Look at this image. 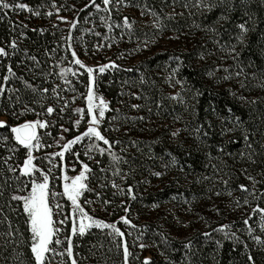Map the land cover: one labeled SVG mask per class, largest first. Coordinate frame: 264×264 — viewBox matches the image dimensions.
<instances>
[{"label":"trees","instance_id":"obj_1","mask_svg":"<svg viewBox=\"0 0 264 264\" xmlns=\"http://www.w3.org/2000/svg\"><path fill=\"white\" fill-rule=\"evenodd\" d=\"M7 2L15 3L17 0ZM19 2L28 4L40 14L32 15L27 10L0 11V15L8 13L4 20H0V47H5L12 53L7 45L13 38L18 45L17 50L9 57H0V82H4L2 77L10 65L14 75L4 82L6 89L19 90L11 93L6 90L0 94V118H5L10 125L18 122L15 117L6 113V109L8 112L19 111L18 107L9 108L17 96L22 104L28 103L36 112L41 111V104L44 107L51 104L55 107V112L47 119L49 124L55 121V126L47 131L51 132V136H57L60 125L63 124L65 128H69L65 133L66 139H71L86 127V121H82L78 127H73L70 121L79 118V114L72 111L73 108L81 107L86 111L81 93L86 95L84 85L87 73L78 65L70 63L71 51L67 50V44L61 40V37L69 35V28L64 22L57 21V13L51 7L52 0ZM87 2L88 0H55L57 7L64 6L60 8L58 15L78 20L77 26L71 31L72 48L77 52L78 58L96 64H108L112 61L117 65L115 68L109 66L105 73L99 74L97 90L108 103L100 130L105 137L118 141L112 146V151L121 159L119 162L113 161L107 152H96L93 159L89 160L84 153V146L89 143L88 138L73 146V150L80 154V160L88 163L91 169L87 174L88 187L80 200L82 206L94 218L103 219L106 223H117V227L125 233V243L132 254L129 257L130 264H142L144 257H150L151 264H249V254L252 255L254 264H264V244L251 238L259 236L264 240V231L260 228L261 214L254 213L247 226L243 223L253 207L257 204L264 207V197L253 199L249 196V204L245 205L243 199L246 194L237 187L245 184L252 188V182L241 171L246 168L248 174L259 181L255 185V195L260 196V190L264 189V148H261L264 144V87L260 86L264 84V57L260 55V50L264 49V40L260 39V34L264 31V0H245L243 5L239 0H234L235 11L227 13L230 20L221 21L217 25L218 29H222L220 41L227 43L229 37L238 32L234 25L252 17L248 23L250 32L246 37L247 46L238 45L236 48L241 53L240 60L245 73L249 75L247 79L244 76H234L230 80L222 79L227 74L224 68L235 73L238 71L236 63L228 58V53L212 43L209 39L213 36L212 33L193 27L194 21L198 24L211 23L223 8L218 7L211 13L201 15L191 6L194 0H188V9L183 8L186 0H176L175 4L172 0H129L130 6L121 5L119 12L115 8L111 9L109 21L106 13L97 12L91 6L81 11ZM96 2L101 3V0ZM137 5H146L161 17L173 11L176 15L171 19H164L163 23L167 27L159 31L152 23L155 17L147 13L141 16L142 9ZM49 11L52 12L51 16L46 15ZM100 16H105V21H101ZM124 16L133 22L131 29L122 26ZM106 22L112 23L111 31L105 27ZM117 23L121 26L116 27ZM53 24L58 27L54 28ZM21 32L24 33L23 36L20 35ZM145 41L147 47H143ZM202 52L205 54L204 59L199 58ZM33 56L36 57L35 61L29 58ZM176 56L182 59L176 61ZM177 65L179 67L175 77L170 81V73ZM217 65L220 66L219 69ZM60 67L74 68L76 74L69 71L61 79ZM209 72L213 74L210 76ZM252 73L255 75L252 76ZM176 79L184 81L183 88L175 83ZM64 80L68 83L65 84ZM24 81L37 89L46 88L48 91L45 94L33 92L25 86ZM241 81L245 83V87H241ZM170 83L175 86H170ZM53 88H57L61 97L69 99V105L63 113L60 112L63 99L57 103ZM177 90H180L181 97L189 107L169 98ZM197 91L200 94L194 96ZM253 99L256 102L250 103ZM33 100L39 103L33 104ZM132 105L139 107L133 108ZM236 116L243 122L240 130L221 137L220 117ZM36 118V114L30 112L21 119ZM39 118L45 119L44 116ZM197 125H201L199 141L195 139L193 132ZM176 128H186L187 131H181L178 138L173 139L170 132ZM243 130L248 132L255 149V163L248 162L249 150L245 147L241 134ZM45 131L40 133L42 141L52 144L51 137L43 135ZM205 132L208 133L207 137L203 135ZM5 135L10 137L11 134L0 129V136ZM232 140L236 142L233 143ZM7 143L15 142L9 139ZM98 143L107 148L102 141ZM221 143L223 152L218 153L216 147ZM56 149L53 145L37 150L34 155L40 157ZM241 151L245 152L243 159L239 158ZM24 152L20 148L16 157L8 160V164L15 166L22 163ZM8 155L6 149L0 147V157L7 158ZM65 155L71 164L72 156L70 153ZM173 156L177 161L175 164L171 162ZM52 162L56 166L52 168L50 184L54 190L62 193L59 157H53ZM34 163L45 172L51 167L47 160H34ZM213 164L220 171L213 168ZM156 171H160L162 175H152ZM17 174L8 172L4 159H0V264H17L13 248L17 252L23 250V258L31 264V253L25 245L5 244L6 239L19 241L29 237L22 203L10 200L11 194L16 191L17 181L13 177ZM122 175L125 177L123 180ZM223 180L228 181L227 186ZM113 182L123 191L113 188ZM129 185L133 188L135 199L127 195ZM229 191L231 196L228 195ZM97 192L100 193L99 197ZM104 200L110 203L105 205ZM86 201L91 203H85ZM237 201L240 202L239 207ZM60 202L67 204L70 211V202L65 197H60ZM153 204L157 207H152ZM125 207L129 208V212H124ZM216 209H219V213ZM120 216H126L135 227L119 221ZM9 222L12 229L19 227L22 235L6 238L4 233L8 231ZM222 224L229 225L225 231L229 235L235 234L232 239L225 238L224 231H213ZM71 226L70 217L69 223L64 226L65 234L70 232ZM247 227L253 230L251 236L246 231ZM109 232L110 229L91 228L83 236H73L76 245L74 253L79 254L74 258L78 264H123V249H117ZM204 232H209V237L203 236ZM141 233L143 236H140ZM160 233L164 234L167 242ZM138 236L139 240L136 239ZM189 241L191 248L185 249L183 245ZM216 241H220V244L217 245ZM141 242L147 247L139 248L138 244ZM185 253L188 259H185Z\"/></svg>","mask_w":264,"mask_h":264},{"label":"snow or ice","instance_id":"obj_2","mask_svg":"<svg viewBox=\"0 0 264 264\" xmlns=\"http://www.w3.org/2000/svg\"><path fill=\"white\" fill-rule=\"evenodd\" d=\"M101 3L103 5V8H101ZM101 3H97L96 0H88L86 4H84V9L89 8V6L96 9L97 12L103 11L107 14L109 21L111 20V9L115 8L117 12H119V7L121 5L128 7L130 6L129 0H101ZM172 3L175 4L176 0H172ZM239 3L241 5L245 4V0H239ZM141 7V16H143L145 13L149 14L152 17H155V19L152 21L153 26L159 30L162 31L167 25L163 23L164 19H171L176 15V13L170 12L165 14V16L161 17L159 14H157L155 11H153L150 8H147L146 5H137ZM192 7H195L201 15L204 13H211L214 9L221 7L223 8V11L216 17L214 21L211 23H196L193 22V27L200 29L201 31H204L206 33H212L215 39H213V36H210L209 39L212 40V43L216 45L221 51H225L228 53V58H231L234 63H236L238 71L235 73H232L229 71L227 67L224 68L225 73H227L225 76L222 77L224 80H230L235 77H241L244 76L245 79H247L248 73H245V67L243 66V62L240 60L241 53L239 51H236V48L238 45L246 47L248 44V41L246 40V37L248 33L250 32V29L248 27L249 20L252 19L251 16H249V20H245L241 23H236L234 26L236 29H238V32L235 33L234 36L229 37V42L222 43L219 39L221 35V30L218 29L217 25L221 23V21L227 22L230 20V16L227 13H230L232 11H235L236 5L234 3V0H194V3L191 4ZM51 7L55 9L57 16V21L64 22L68 28H69V35L67 37H61V40H64L67 44V50L71 51V61L73 65H78L80 69H83L87 73V82L84 85L86 89V95L81 93V98L86 104V111L84 108L76 107L73 108L72 111L74 113L79 114V118L70 121L73 127H78L81 125L82 121H86L87 127L83 132H80L78 135L73 136L71 139L65 138L63 133H66L69 131V128H65L63 124L60 125V132L57 133V136H51V132L47 131L50 127L55 126V121H52L51 124L48 122V117H51L52 114L55 112V107L53 105H48L47 107H44L43 104H41V111L36 112L35 108L31 107L28 103L21 102V99L19 96L16 97V100L9 105V108L15 109L19 108V111H10L6 109V113L8 115H11L16 118L18 121L15 124H9L7 120L0 119V129H4L10 132V137L0 136V147H4L6 151L8 152L7 158L0 157V159H4V163L7 165V170L10 173H18L16 176L13 177L14 180L17 181L16 184V191L13 192L10 196V200L12 201H18L22 203V213L25 218V225L26 230L29 233V237L27 240H14V239H6L5 244H13L15 243L17 246L19 245H25L31 253V256L29 260L31 261V264H78V261L74 258L75 255H79L78 253H74V241L73 236L75 234H79L80 236H83L86 231L91 229L93 226H95L98 229H110V232L108 235L111 237L112 241L115 243V246L117 249L122 248L123 249V264H130L129 257L132 255L129 251V248L126 246L125 243V233L117 227V223H106L103 219H97L94 218L92 215H90L85 208L80 203V197L82 193L87 189L88 185L86 183V180L88 177L86 176V173H90L91 169L89 167L88 163H85L84 161L80 160V154L77 151L73 150V145H76L83 141L85 138H88L89 143L84 146V153L88 157L89 160H92L95 153L99 152L100 154H104L107 152L108 156L113 160L119 162L121 159L112 151V146L115 143H118V141L110 140L109 138L105 137L101 130L100 125L103 119L105 118V112L106 109H108V103L105 101L103 96L97 95L96 88L98 87L97 81H96V71L93 67L85 65L77 55V52L73 50L71 40L72 35L71 31L73 28H75L78 24V20L73 18L69 20L67 17L58 15L60 8L64 7L61 5L60 7L56 6L55 0H52ZM72 7H75L73 5ZM190 7V3L188 0L183 4V8L188 9ZM11 9L12 11L17 10H27L32 15H39L40 13L38 11H35L29 7L26 3H21L19 0L15 3H9L7 0H0V11L2 10H8ZM79 13H77L78 15ZM8 13L4 12L3 15H0V20H4L7 17ZM46 15L51 16L52 12L49 11L46 13ZM89 15H92V13H89ZM182 15V13H181ZM245 15H248L247 12H245ZM101 21H105V16H100ZM132 21L129 20L127 16L122 17V26L124 28L131 29L132 27ZM121 24L117 23L116 27H120ZM23 27H26V25H23ZM53 27H58V25L53 24ZM105 27L111 31L113 25L110 22L105 23ZM15 28H13V31ZM43 32V29L40 30ZM226 31V29L224 30ZM159 34V32L157 33ZM21 36L24 35L23 32L20 33ZM99 35V33H97ZM260 39L264 40V31L260 34ZM147 41L143 43V47H147ZM8 48L12 50V53H14L17 50V43L16 39L13 38L7 45ZM139 50V46L138 49ZM12 53H10L5 47H0V57L7 58ZM260 55L264 57V49L260 50ZM205 54L202 52L200 54V59H204ZM32 60H36V57H29ZM224 57H222L223 59ZM63 59V58H62ZM173 59V58H170ZM176 61H180L182 58L180 56H176L174 58ZM251 63V61H250ZM109 66L115 68L117 65L114 64V62L109 61L108 64H101L98 66V72L100 74L105 73V71L109 68ZM179 65H177L176 69H173L170 73L169 80L173 79L175 77V74L177 72ZM220 66L217 65V69H219ZM73 72V74H76V70L74 68H66V67H60L59 72L61 74V79L64 78V74L67 72ZM212 72H209L208 75H212ZM13 69L10 65L7 66V71L3 75L2 80L4 82H7L11 76H13ZM252 76L255 74L252 73ZM20 79H23L22 77ZM4 82H0V94L4 93L6 90L8 92L19 90H13L11 88L6 89V84ZM64 83L67 84L68 81L64 80ZM176 84H180L181 88H183L184 81L176 79ZM24 84L26 87L31 88L33 92H40L42 94L47 93L48 89L41 88L37 89L35 86L29 84L27 81H24ZM241 87H245V83L243 81L240 82ZM170 86H175L170 83ZM261 87H264V84L260 85ZM75 91V89H72ZM53 93H56L57 95V103L59 104L60 100L63 99V105L60 106V112L63 113L69 105V99L61 97L57 91V88L52 89ZM200 93L194 92V96H198ZM134 95V94H133ZM170 99L177 100L181 103L185 104V107H189L187 102L181 97L180 90H177L175 93L171 94L169 97ZM238 99H245L244 97H237ZM43 99V96H42ZM73 100L75 97L72 98ZM250 103H255L256 100L253 99L249 101ZM33 104L39 103L37 100L32 101ZM133 108L139 107L138 105H132ZM194 111V108H193ZM215 111V110H213ZM35 113L37 118L33 120H27V119H21L28 113ZM229 112L231 110L229 109ZM40 116H44L45 119H40ZM113 119H116V117H113ZM141 119H143L141 117ZM221 121V127L219 131V135L221 137L227 136L230 133H234L237 130H240L242 121L239 116L236 117H220ZM229 125H232L231 127ZM210 126V125H209ZM38 129H45L46 131L43 133L45 136H50L52 139V144H46L42 141V135L38 133ZM181 131H187L186 128H176L170 132V136L175 139L178 138L179 133ZM193 132L195 133V139L200 140L201 138V125H197L195 129H193ZM243 136V140L245 143V147L249 150L247 154V159L249 163H255L254 154L255 149L253 148L252 142L249 139V134L246 130H243L241 132ZM204 137H207L208 133H203ZM14 141V144L7 143L9 141ZM103 142V145H107V148L100 146L98 142ZM63 142V143H62ZM233 143H235V140H232ZM55 145L57 148H59V151H53L44 154L43 156L37 157L33 153L34 151H37L42 148L46 147H52ZM20 148H23L25 150L24 156H23V162L17 163L15 166L9 165L8 160L13 159L16 157V153L20 150ZM261 148H264V144L261 145ZM216 150L218 153L223 152V144H219L216 147ZM70 153L72 156L71 164H69V160L66 157L65 153ZM169 155H171L169 153ZM229 155H232L229 153ZM53 157H59V173L61 179L63 182V192L58 193L50 184L51 180V174H52V168L56 165L53 164L52 158ZM245 157V152L241 151L239 153V158L243 159ZM209 158L211 159V156L209 154ZM34 160H47L51 167H49L48 171L45 172L41 167H38L37 164L33 163ZM172 164H175L176 158L173 156L171 160ZM96 163H100V161H96ZM71 166L72 168L79 167V171L77 175L68 177L65 175L66 169ZM167 168L168 165H165ZM213 168H216L217 171H220L219 168L215 164L212 165ZM183 170V169H181ZM101 171H104V169H101ZM242 173L246 176V179L252 182V188L250 189L248 185L245 184H239L237 185L238 189L245 193L243 199V204L248 205L249 204V196H252L253 199H260L261 197H264V189L260 190V196L255 195V185L259 183L255 179L254 176L249 175L247 172V169H241ZM35 173H39V175H35ZM119 174V173H114ZM152 175L156 177H160L162 173L160 171H156L152 173ZM227 175V173H226ZM264 175V173H262ZM23 178V179H22ZM125 177L122 175L121 179L123 180ZM70 181V182H69ZM223 183L227 186L228 181L223 180ZM30 185V187H29ZM112 187L115 189H118L119 191H123L119 188V185L112 183ZM127 195L131 199H135V196L133 194V188L131 185L127 187ZM24 193V194H20ZM115 194V193H114ZM219 195V193H216ZM231 191L228 192V195L231 196ZM2 195V193H0ZM96 195L99 197L100 193L97 192ZM60 197H65L68 202H70V211L68 209L67 204H62L60 202ZM85 203H91V201H86ZM103 203L105 205L109 204L110 201L104 200ZM123 204L124 202L121 201ZM240 206V202L237 201V207ZM10 207V205H9ZM152 207H157V205L153 204ZM12 211H15V209H12ZM217 213H219V209H216ZM124 212H129V208L125 207ZM259 212L261 214L260 218V228L262 231H264V207H260L259 204H257L255 207L252 208V211L248 214V216L244 219L243 223L245 226L249 224V220L251 219L252 215L254 213ZM71 217V230L67 234H65V228L64 226L69 223V218ZM5 220H7V217H5ZM78 221V224H77ZM119 221H122L125 225H129L131 227H135V225L131 224V221L127 219L126 216H120ZM207 226V225H206ZM229 228V225H218L216 229H213V231H224L225 238L232 239L235 234L232 233L229 235L226 229ZM247 233L251 236L252 234V228L247 227L246 228ZM131 235V233H128ZM5 237H15L22 235L19 227L16 229H12L11 224L9 222V228L6 233H4ZM162 239L167 242V238L164 237L163 233H160ZM203 236L206 238L209 237V232L202 233ZM140 236H143V233L140 234ZM140 236H138L136 239L139 240ZM252 239H254L257 243L264 244V240H261L259 236H251ZM238 239V238H237ZM217 245L220 244V241H216ZM65 244L67 245L65 247ZM138 247L141 249H144L147 247L144 243H139ZM185 249L191 248V241L185 243L183 245ZM245 248H247V244H245ZM13 252H16V256L14 259H16L17 264H28V260H25L23 250L17 252L16 248H13ZM163 254V253H162ZM66 256V259H65ZM59 257V259H57ZM167 259V258H166ZM185 259H188L187 253H185ZM248 261L249 264H254L253 257L251 254L248 255ZM142 264H151L150 257H144ZM171 264V262H170Z\"/></svg>","mask_w":264,"mask_h":264},{"label":"rangeland","instance_id":"obj_3","mask_svg":"<svg viewBox=\"0 0 264 264\" xmlns=\"http://www.w3.org/2000/svg\"><path fill=\"white\" fill-rule=\"evenodd\" d=\"M85 65H87V66H90V67H93L94 68V70L96 71V81H97V78H98V76H99V72H98V66L99 65H101V64H96V63H93V62H87V61H84V60H81ZM86 72V71H85ZM96 93H97V95H100V96H102L101 94H99V92H98V90H97V88H96ZM104 98V97H103ZM105 99V98H104ZM105 101H106V99H105ZM107 102V101H106ZM85 107H86V104H85ZM106 111H107V109H106ZM0 119H5V118H0ZM41 119V118H40ZM6 120V119H5ZM86 127H87V124H86ZM85 127V128H86ZM45 129H38V133L40 134L42 131H44ZM85 130V129H84ZM63 135L65 136V133H63ZM66 138V137H65ZM67 140V139H66ZM63 143V142H62ZM55 146V145H54ZM74 146V145H73ZM72 146V147H73ZM56 147V146H55ZM57 148V147H56ZM56 151H59V148H57L56 149ZM35 152L36 151H34V153L33 154H35ZM67 153V152H66ZM65 153V154H66ZM33 163H34V161H33ZM78 171H79V167H78V169H74V168H72L71 166H69L67 169H66V171H65V175L66 176H68V177H71V176H74V175H77L78 174ZM87 174L88 173H86V176H87ZM35 175H36V173H35ZM87 181V180H86ZM62 182H64L63 180H62ZM70 182V181H69ZM83 194V193H82ZM81 197H82V195H81ZM81 197H80V200H81ZM77 224H78V221H77ZM92 228H96L95 226H93ZM78 234V233H77Z\"/></svg>","mask_w":264,"mask_h":264}]
</instances>
